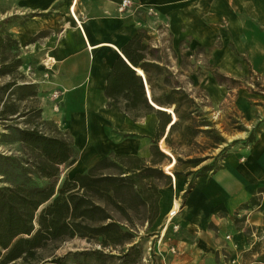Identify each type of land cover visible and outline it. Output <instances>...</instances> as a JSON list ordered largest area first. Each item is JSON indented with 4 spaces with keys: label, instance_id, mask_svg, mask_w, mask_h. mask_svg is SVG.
<instances>
[{
    "label": "crops",
    "instance_id": "crops-1",
    "mask_svg": "<svg viewBox=\"0 0 264 264\" xmlns=\"http://www.w3.org/2000/svg\"><path fill=\"white\" fill-rule=\"evenodd\" d=\"M9 1L13 6H6V12L15 15L11 31L24 58L21 71L37 85L43 118L53 121L78 150L64 175L86 172L105 157L122 161L117 155L137 156L151 165L155 145L166 153L162 144L168 148L166 137L176 121L166 108L174 111V105L158 102L168 89V72L179 76L174 89L182 90L188 70L182 56L206 52L230 76L264 73V0H131L126 12L119 11L122 0ZM139 33L147 45L142 62L158 65L148 73L124 52ZM120 58L142 78L143 90L127 89L126 82L117 80L108 93ZM190 72L193 81L192 64ZM205 88L214 102L229 94L212 76ZM249 95L240 88L235 97L248 118L253 115ZM254 96L264 100V94ZM134 98L138 107H128ZM160 110L171 115L169 124ZM169 156L158 165L165 173L173 161ZM170 175V185H159L158 222L181 204L176 216L180 231L172 243L179 252L171 254L164 244V261L264 264V131L252 143L235 145L216 170L197 177L187 192L190 179Z\"/></svg>",
    "mask_w": 264,
    "mask_h": 264
},
{
    "label": "trees",
    "instance_id": "trees-1",
    "mask_svg": "<svg viewBox=\"0 0 264 264\" xmlns=\"http://www.w3.org/2000/svg\"><path fill=\"white\" fill-rule=\"evenodd\" d=\"M9 35L0 31V74L12 75L10 81L0 86V116L3 118L7 114L18 113L14 104L4 102V95L10 88L17 86L19 76L23 77L18 68L24 63V58L20 56L18 41ZM143 37V33L137 34L124 52L134 66L148 73L150 66L157 68L158 65L142 62L145 57L142 50L147 48ZM117 80L126 82L127 89H133L132 86L138 90L144 88L142 78L123 58L114 66L108 85L110 95L116 88ZM18 87L30 90L36 88L35 84ZM22 96L27 94L23 93ZM162 98L158 103L168 107L174 105L177 117L166 137V144L171 151L167 147L165 149L173 153L175 150L171 136L174 130L181 126L182 119L191 118L190 113L181 110L187 95L182 90L172 88ZM138 105L135 98L127 104L130 108ZM159 112L167 116L166 123L169 124L171 115L162 110ZM192 127L187 124L182 134L189 131L194 134L197 130ZM18 133L19 139L30 152L31 173L34 176L28 178L29 181L0 186V264H106L114 259L123 264L139 262L142 249L135 240L141 234L136 227L147 223L149 228L158 219L161 197L158 181L163 179L166 185H170L173 179L158 165L165 159L171 160V157L155 145L151 165H146L137 156L117 155L122 161L105 157L86 172L65 174L62 177V167H70L77 160L78 150L74 142L63 135L46 134L38 126L19 128ZM254 140V133L251 132L247 142L252 143ZM212 167L216 170L219 166ZM107 169H113L114 172H105ZM207 169L208 166H203L196 171L195 179L206 173ZM176 174L178 172L175 170ZM194 181V178L190 180L188 190ZM75 236L93 238L102 249L51 258L44 255L51 244L56 245ZM125 245V251L113 254V249ZM106 248H110L111 252L107 253Z\"/></svg>",
    "mask_w": 264,
    "mask_h": 264
},
{
    "label": "rangeland",
    "instance_id": "rangeland-1",
    "mask_svg": "<svg viewBox=\"0 0 264 264\" xmlns=\"http://www.w3.org/2000/svg\"><path fill=\"white\" fill-rule=\"evenodd\" d=\"M5 1L0 0V31H5L11 34L9 36L13 37L11 28L14 26L15 15L13 11L8 14L9 9L6 12V6L13 3L7 0L8 3L5 4ZM20 54L22 57L21 50ZM191 64L192 74L194 75L193 81L190 77ZM182 65L185 70H188L186 72L183 71L182 91L187 95V98L183 100L181 110L182 112L190 113L191 118L182 119L181 126L176 128L171 136V143L175 150L174 154L166 150L164 144H162V148L173 157V161L165 168L169 174L174 177L173 172L176 170L183 177L196 180V171L203 166H208L207 171H212V165L214 168L220 166L222 159L235 145L247 144V138L251 132L254 133V141H256L260 133L264 131V100L257 99V96H254V94H264V73L260 74L249 70L243 76L226 75V73L217 69L216 64L212 62V56L203 51L191 57L182 56ZM18 71L23 74V77L19 76L17 86L10 88L4 95V102L14 104L18 113L7 114L5 118L0 116V186L29 181L28 178L34 176L31 173L33 167L30 162V152L19 139V128L38 126L46 134L63 135L53 121L43 118L42 106L44 104L38 95L36 83L24 71H21V66ZM211 76L219 83H223L229 90L227 98L222 102H214L208 98L205 83ZM11 79L12 75L10 74H0V86ZM166 81L167 90L170 91L174 88V85L179 83V76L175 78L173 73L168 72ZM22 84H35L36 88L31 90L21 89L18 86ZM240 88H245L253 96L250 99L253 115L249 118L235 104V97ZM33 91H36V93H32ZM23 93H26L27 96L23 97ZM179 96L177 95L178 98H181ZM166 110L174 113L172 109L166 108ZM174 119H177L175 113ZM187 124L196 128L195 130L197 131L194 134L191 131L182 134ZM65 137L68 138L67 136ZM67 170L66 166L62 167V176L68 172ZM175 177L177 179V176ZM164 182L163 179L158 181L160 186H163ZM174 182L176 186L177 180L175 181V178ZM184 195L181 200L184 199ZM180 208L181 204H178L175 214L170 215L169 212L166 220L161 219L158 222L157 219L149 228H147L146 223L139 224L136 227V229L140 230L141 235L135 242L141 245L142 256L139 262L134 264H168V262L164 261V244L167 245V250L171 254H178V248L172 243L178 238H176V235L180 231V225L176 222V216ZM175 225H179V228L175 229ZM126 248L127 245L113 249V254H119L125 251ZM94 249H102L97 240L75 236L58 242L56 245L51 244L45 250L44 255L51 258L53 256H64L69 253ZM105 250L107 253L111 252L110 248ZM120 262L118 259H114L106 264H123ZM70 264L76 263L72 262Z\"/></svg>",
    "mask_w": 264,
    "mask_h": 264
},
{
    "label": "built area",
    "instance_id": "built-area-1",
    "mask_svg": "<svg viewBox=\"0 0 264 264\" xmlns=\"http://www.w3.org/2000/svg\"><path fill=\"white\" fill-rule=\"evenodd\" d=\"M131 5H132V1L131 0H122L121 3H120V5H119V7H118L119 8V11L120 12H126V10L129 7H131ZM55 96L58 97L59 94L56 93ZM174 228L175 229H178L179 228V225H175Z\"/></svg>",
    "mask_w": 264,
    "mask_h": 264
}]
</instances>
